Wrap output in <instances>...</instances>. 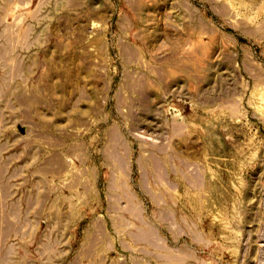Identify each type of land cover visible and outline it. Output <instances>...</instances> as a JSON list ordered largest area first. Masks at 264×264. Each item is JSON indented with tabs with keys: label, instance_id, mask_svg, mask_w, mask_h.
<instances>
[{
	"label": "rangeland",
	"instance_id": "374dc122",
	"mask_svg": "<svg viewBox=\"0 0 264 264\" xmlns=\"http://www.w3.org/2000/svg\"><path fill=\"white\" fill-rule=\"evenodd\" d=\"M179 263L264 264V0H0V264Z\"/></svg>",
	"mask_w": 264,
	"mask_h": 264
},
{
	"label": "bare ground",
	"instance_id": "6f19581e",
	"mask_svg": "<svg viewBox=\"0 0 264 264\" xmlns=\"http://www.w3.org/2000/svg\"><path fill=\"white\" fill-rule=\"evenodd\" d=\"M120 165V164H119ZM122 165V164H121ZM197 179H199V178H196V181H197V183H198V180ZM180 264V263H179Z\"/></svg>",
	"mask_w": 264,
	"mask_h": 264
}]
</instances>
